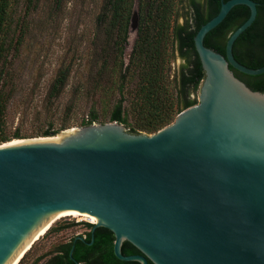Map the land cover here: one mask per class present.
Here are the masks:
<instances>
[{
    "label": "water",
    "instance_id": "1",
    "mask_svg": "<svg viewBox=\"0 0 264 264\" xmlns=\"http://www.w3.org/2000/svg\"><path fill=\"white\" fill-rule=\"evenodd\" d=\"M239 4L250 16L226 53L206 46V35ZM257 15L255 0H222L194 38L206 73L198 103L157 132L95 122L0 144V264H19L37 235L71 212L111 229L121 260L264 264V93L231 69L264 73L233 50ZM139 19L136 7L131 36ZM126 240L141 253L125 255Z\"/></svg>",
    "mask_w": 264,
    "mask_h": 264
},
{
    "label": "trees",
    "instance_id": "2",
    "mask_svg": "<svg viewBox=\"0 0 264 264\" xmlns=\"http://www.w3.org/2000/svg\"><path fill=\"white\" fill-rule=\"evenodd\" d=\"M38 1L0 0V144L13 139L54 136L72 127L68 120L57 126L53 118L30 136L24 135L19 127L14 131L9 127V112L20 90L18 60L30 31L31 12ZM255 1L257 18L237 38L233 49L235 58L251 68L264 66V0ZM221 4L222 0H104L98 21L113 40V51L103 57L99 73L106 74L110 69L116 79L109 89L111 92L117 89L120 97L111 105L106 101L102 109L92 105L80 126L118 121L132 133L152 134L171 124L184 109L197 104L206 73L194 38L200 27L218 14ZM136 7L139 27L126 63L125 50ZM249 16L247 5L234 6L206 35V46L225 54L229 36ZM176 56L181 58V64L172 78L171 63ZM231 69L251 89L264 93V73L250 75L232 66ZM70 74L69 65L59 69L48 93L50 102L62 94ZM102 86L99 82L95 89ZM78 226L85 228L84 234L75 233L38 253L35 249L39 242H35L19 264H141L137 260L119 259L114 251V232L104 226L94 228L95 224L88 221L61 218L39 240ZM122 252L141 253L128 240L124 241ZM149 264L155 263L149 260Z\"/></svg>",
    "mask_w": 264,
    "mask_h": 264
},
{
    "label": "rangeland",
    "instance_id": "3",
    "mask_svg": "<svg viewBox=\"0 0 264 264\" xmlns=\"http://www.w3.org/2000/svg\"><path fill=\"white\" fill-rule=\"evenodd\" d=\"M103 2L104 0L38 1L36 9L31 12L30 31L18 60L20 90L9 112L10 130L14 131L19 127L24 135L30 136L38 128L46 126L52 118L57 126L68 120L71 128L80 127L92 105L102 109L106 101L111 105L120 97L117 89L112 92L109 89L116 79L110 69L106 74L99 73L103 57L113 51V40L105 33V26L98 21ZM135 38L136 35L131 36L129 31L124 56L126 63ZM112 64L111 60L110 67ZM171 64V77L174 78L181 58L176 56ZM68 65L71 68L68 84L62 94L50 102V86L59 69ZM99 82L103 86L95 89ZM199 93L200 90L198 98ZM33 138L38 137L21 139ZM61 218L89 220L80 215L63 216L57 220ZM75 233L84 234L85 228L78 226L59 235L38 240L35 253L48 249L55 242L68 240Z\"/></svg>",
    "mask_w": 264,
    "mask_h": 264
},
{
    "label": "bare ground",
    "instance_id": "4",
    "mask_svg": "<svg viewBox=\"0 0 264 264\" xmlns=\"http://www.w3.org/2000/svg\"><path fill=\"white\" fill-rule=\"evenodd\" d=\"M55 137H59L58 135L57 136H55ZM16 140H29V139H15V140H13V141H16ZM13 141H11V142H13ZM66 215H80V216H85V217H87V218H89V220H91L92 222H97V218L96 217H94V216H88V215H84V214H81V213H77V212H71V213H64V214H62V215H60V216H57L54 220H56V219H58V218H60V217H63V216H66ZM52 222V221H51ZM50 222V223H51ZM50 223L37 235V237L36 238H38L37 239V241L41 238V236L42 235H44V233H46L47 232V230L50 228L49 226H50ZM31 245V244H30ZM30 245H29V247H30ZM28 247V248H29ZM27 248V249H28ZM26 249V250H27ZM19 261V260H18ZM18 261H17V263L16 264H18Z\"/></svg>",
    "mask_w": 264,
    "mask_h": 264
},
{
    "label": "built area",
    "instance_id": "5",
    "mask_svg": "<svg viewBox=\"0 0 264 264\" xmlns=\"http://www.w3.org/2000/svg\"><path fill=\"white\" fill-rule=\"evenodd\" d=\"M76 221L79 222L80 220L77 219ZM87 221L95 224V222H92L91 220H87Z\"/></svg>",
    "mask_w": 264,
    "mask_h": 264
}]
</instances>
